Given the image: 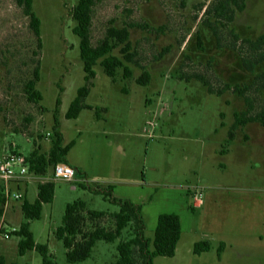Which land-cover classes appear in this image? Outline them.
<instances>
[{
	"label": "rangeland",
	"instance_id": "374dc122",
	"mask_svg": "<svg viewBox=\"0 0 264 264\" xmlns=\"http://www.w3.org/2000/svg\"><path fill=\"white\" fill-rule=\"evenodd\" d=\"M210 1L95 0L93 45L110 26L141 24L129 28L133 61L124 59L122 44L109 53L122 59L131 76L124 77L123 67L113 77L106 75L99 59L84 99L92 108L68 119L65 112L84 84L79 38L72 31L77 0H33L41 49L22 7L15 0H0V152L5 146L25 156L36 147L47 151L57 115L63 144L75 140L68 157L87 169L78 180L66 181L52 179L50 168L45 177L55 183L54 198L43 204L39 219L29 221L34 240L47 244L55 264H111L118 242L133 232L130 225L112 242L97 240L87 259L68 262L55 229L62 224L66 204L78 199L85 201L87 209L107 213L118 211L120 200L141 204L143 234L149 239L160 213H176L181 236L175 254L156 256L152 264H264V127L247 123L229 140L234 112L246 109L243 97L231 90L210 94L197 79L184 78L202 73L214 87L222 82L243 86L264 72V61L250 72L237 50L217 47L212 31L202 23ZM230 25L240 38L264 34V0H246L245 9ZM165 47L168 51L160 55ZM37 65L35 88L41 99L29 101L25 83ZM145 70L150 80L141 85L137 78ZM247 94L255 110L260 108L264 81ZM58 97L61 103L56 108ZM108 184L113 185L116 202L89 189ZM197 190L203 205L194 203ZM36 191L32 181L29 200L35 199ZM85 216V230L96 225L114 228L110 215L92 219L85 212ZM5 219L18 229L25 220L20 209L9 219L6 212ZM201 239L210 240L212 247L194 254L193 244ZM18 240L14 233L0 238V254L16 264H42L36 250L19 254ZM220 241L225 248L218 256Z\"/></svg>",
	"mask_w": 264,
	"mask_h": 264
},
{
	"label": "trees",
	"instance_id": "16d2710c",
	"mask_svg": "<svg viewBox=\"0 0 264 264\" xmlns=\"http://www.w3.org/2000/svg\"><path fill=\"white\" fill-rule=\"evenodd\" d=\"M16 4L23 9V13L29 19L30 28L33 30L37 40V48L41 49L42 43L40 38V20L33 10V0H15ZM95 0H77L72 8V18L74 20L73 33L79 38V55L83 63L84 84L78 87L75 97L71 100L65 118H76L84 108H92L91 105L84 102L88 95L93 79L95 77L94 65L99 64L106 75L113 77L117 68L123 67L124 77L131 76L129 67L123 64L121 58L109 54L112 49L121 45L120 52L126 61L131 62L134 54L131 52V42L129 40V28L141 27V24L130 22L122 27L110 26L107 28L104 37L93 45L91 41V21L92 8ZM184 5V2H182ZM246 7V0H211L202 13V23L208 27L216 39L217 47L229 46L238 51L243 67L253 72L256 65L264 61V34H260L255 39L240 38L238 33L230 25L236 14ZM204 8L201 5L200 10ZM198 47L203 49L202 44L198 41ZM168 47L162 50L168 51ZM186 80L195 78L200 81L208 93L221 95L227 90H231L242 96L246 109L236 111L233 114L234 120L228 130V139L232 140L235 131L240 126L250 122H258L264 127V104L255 110L252 98L247 94L249 91L257 90L263 86L264 72L257 73L250 84L240 86L239 84L230 85L222 82L219 86L214 87L210 79L202 73L185 74ZM39 80L38 65L32 71V76L25 83L27 88V98L29 101L41 99V94L36 90V82ZM150 80V73L145 70L137 78V82L146 85ZM61 100L56 99V108L60 105ZM97 109V108H96ZM53 138L50 148L47 151H40L39 147L33 148L26 160L28 169L31 173L45 175L55 164L67 163V154L74 146L75 140L72 139L63 144V134L61 124L57 115H54ZM224 151V150H222ZM77 171V170H76ZM77 174L80 176L81 171L78 169ZM81 177V176H80ZM83 187L85 184L81 183ZM55 183L53 180L39 182L37 184V196L33 201L23 199L20 209L24 221L14 232L19 237L17 248L19 254H24L27 250H36L42 257V264H55L50 259L47 244L38 243L34 240L33 233L30 230L29 221L39 219L44 203L51 202L54 198ZM93 192L102 193L104 198L116 202L112 197L113 185L108 184L104 188L99 186L89 187ZM0 196V218L3 210L1 207ZM142 205L124 199L119 201V210L112 213L104 211L87 209L85 201L78 199L66 204L65 212L62 217V224L55 229V235L62 240L66 248V260L70 263L82 262L87 259L97 240L112 242L116 240L122 231L127 227L133 229L131 235L118 242L117 257L111 264H152L156 256H174L177 243L181 236L180 217L174 212H163L157 217V223L154 229L152 239L144 237V223L141 218ZM85 212L92 219L102 218L110 215L114 219V228L108 229L104 226L96 225L92 229H84L86 222ZM212 244L210 240H198L193 244V253L201 254L210 250ZM225 248V243L220 241L217 248V255L220 256ZM0 264H16L7 261L3 254H0Z\"/></svg>",
	"mask_w": 264,
	"mask_h": 264
},
{
	"label": "built area",
	"instance_id": "2783aa9c",
	"mask_svg": "<svg viewBox=\"0 0 264 264\" xmlns=\"http://www.w3.org/2000/svg\"><path fill=\"white\" fill-rule=\"evenodd\" d=\"M148 124H154L148 121ZM33 173L28 169L26 156L15 150H7L0 159V196L2 199L1 207L3 210L0 218V238L8 239L10 234L18 230L14 225L9 226L6 223L5 214L10 204L14 201H20L23 198L21 191L13 189L11 184L19 183L30 178ZM78 178L74 167L66 163H57L52 168V179L71 181ZM195 205L202 202L201 191L197 190L194 196Z\"/></svg>",
	"mask_w": 264,
	"mask_h": 264
},
{
	"label": "crops",
	"instance_id": "0c3cea01",
	"mask_svg": "<svg viewBox=\"0 0 264 264\" xmlns=\"http://www.w3.org/2000/svg\"><path fill=\"white\" fill-rule=\"evenodd\" d=\"M78 117V116H77ZM61 124V123H60ZM62 130V129H61ZM63 133V132H62ZM64 137V136H63ZM14 145H16L14 143ZM75 145V144H74ZM7 146H5L2 150V152H0V159H1V156L7 151L8 147L6 148ZM74 147V146H73ZM72 147V148H73ZM72 148L69 150V152L72 150ZM69 152L67 154V163L66 164H69L71 165L72 167H74L77 171L78 169L81 171V173H83L84 175H86V167L84 165H81L80 163L78 162H75L73 160H71L68 155H69ZM47 175V174H46ZM79 178H77L78 180ZM32 181H36V187H37V184L39 182H44V181H47L45 175H37V174H34L31 175L30 178L26 179L25 181H21L19 183H13L11 184V186L13 187V189H17L19 191L22 192L23 194V198L22 200L20 201H14L10 204L8 210L6 211L7 212V217L8 219L10 218V216L15 213L18 209H20V206H21V203L23 201V199H27L28 201H33V200H29V197H28V191H29V185L32 183ZM74 188V186H73ZM55 190V189H54ZM37 196V191H36V194H35V198ZM203 205V203L201 202L199 205ZM198 206V205H197ZM21 210V209H20ZM201 240H204V239H201Z\"/></svg>",
	"mask_w": 264,
	"mask_h": 264
}]
</instances>
